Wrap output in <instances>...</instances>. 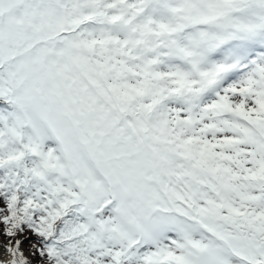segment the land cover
Returning a JSON list of instances; mask_svg holds the SVG:
<instances>
[{
  "label": "snow or ice",
  "instance_id": "6c2138e0",
  "mask_svg": "<svg viewBox=\"0 0 264 264\" xmlns=\"http://www.w3.org/2000/svg\"><path fill=\"white\" fill-rule=\"evenodd\" d=\"M0 264H264V0H0Z\"/></svg>",
  "mask_w": 264,
  "mask_h": 264
},
{
  "label": "rangeland",
  "instance_id": "374dc122",
  "mask_svg": "<svg viewBox=\"0 0 264 264\" xmlns=\"http://www.w3.org/2000/svg\"><path fill=\"white\" fill-rule=\"evenodd\" d=\"M31 247H32L31 244H26V245H25V249H26V250L30 249Z\"/></svg>",
  "mask_w": 264,
  "mask_h": 264
}]
</instances>
